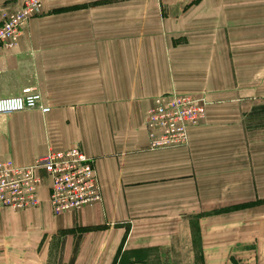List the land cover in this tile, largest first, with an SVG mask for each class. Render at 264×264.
Wrapping results in <instances>:
<instances>
[{
	"label": "crops",
	"instance_id": "obj_1",
	"mask_svg": "<svg viewBox=\"0 0 264 264\" xmlns=\"http://www.w3.org/2000/svg\"><path fill=\"white\" fill-rule=\"evenodd\" d=\"M23 1L0 0V21ZM192 1L40 0L0 54V98L32 88L49 107L0 116V161L29 166L78 147L102 199L54 216L43 187L36 208L2 210L0 264H264V130L197 125L185 147L148 149L153 97L256 96L226 88V67L264 66V42L226 35L264 34V0Z\"/></svg>",
	"mask_w": 264,
	"mask_h": 264
},
{
	"label": "built area",
	"instance_id": "obj_2",
	"mask_svg": "<svg viewBox=\"0 0 264 264\" xmlns=\"http://www.w3.org/2000/svg\"><path fill=\"white\" fill-rule=\"evenodd\" d=\"M38 12V1H27L23 10L18 12L17 19L10 23L12 15L6 18L0 27V41L6 40L7 31L15 23L18 22L21 27L29 17ZM184 97L174 94L172 97H159L154 101L146 122L151 149L159 150L184 144L189 128L202 123L204 111L202 115L194 118L186 116L190 106L185 105L189 103V99ZM38 98V95L25 90L18 98L0 100V114L28 110L47 113L48 109L39 104ZM41 173L48 180V203L56 216L101 202L100 185L93 161L75 147L63 151H48L31 166L18 167L9 162H0V211L6 208L21 212L36 208L43 185Z\"/></svg>",
	"mask_w": 264,
	"mask_h": 264
},
{
	"label": "rangeland",
	"instance_id": "obj_3",
	"mask_svg": "<svg viewBox=\"0 0 264 264\" xmlns=\"http://www.w3.org/2000/svg\"><path fill=\"white\" fill-rule=\"evenodd\" d=\"M30 1V0H27ZM27 1H23L15 10H13L11 13H6L2 16V20L0 21V27L3 25L5 22L6 18L11 16L12 19L9 21L10 23L13 22V20L17 19L18 17V12L20 10H23V7H25V3ZM33 3L36 0H32ZM38 3L40 4L41 8V2L40 0H37ZM198 0H193L190 4H196ZM137 4V3H136ZM38 13H34L31 17H29L23 25L20 27L19 23H15L13 25V28L10 31H7V36L6 40L0 41V54L3 53V51L11 50L13 49L20 37L24 34V28L27 26V24L32 20L34 17H36ZM163 18L159 17V21H162ZM117 19H115L116 21ZM131 20H137V19H131ZM169 19H166L168 22ZM159 25L158 22H155L154 19H146V26H155ZM205 29V26L203 25L202 27ZM234 37L236 41H258V42H264V34L262 33H244V34H236V35H226L227 42L229 41V37ZM177 45L183 42V40H178ZM189 51V50H187ZM239 55L242 53L241 50H238ZM241 61V65H236V66H227L226 67V77L230 80L229 82L225 83L226 88L228 87H233L238 89L241 88L243 92L248 93L251 95H256L255 97L252 98H236V95H233V93L226 92V90H219V89H214L211 88L210 90L208 88H198L194 91H184V92H177L180 96H185L184 98L189 99V103H186L185 105L190 106L188 107V111L186 112V116L188 118H194L198 115H202L204 111V118L202 123L198 124L199 127L201 126V129L205 131H215V135L217 134V130L219 128H237L240 126H245L247 128H256L259 131L264 130V66L260 65H251L250 60L247 59H242L238 57ZM191 61V67H196L197 65L195 64L196 62L200 61L202 62L201 58H193L190 60ZM230 65H233V61L230 57L229 59ZM195 76V72L190 73V76L188 80L193 78ZM223 87V86H222ZM28 90L30 93L36 94L39 96V104L47 108L49 111V107L43 106L41 104V97L40 95L36 92L35 89L32 88H27L22 91H20L19 95L16 96H10V97H5V98H0V100H10L14 98H18L19 96L22 95L23 91ZM172 97L173 95H169ZM214 96V97H213ZM189 97V98H188ZM159 97H153L152 99V106L150 109L147 111L143 124L147 136L149 137V129L147 128L146 122L148 118V112L151 110L153 107L154 101L158 99ZM214 98V99H213ZM236 98V99H235ZM251 104H249L250 100ZM218 106H224V107H218ZM211 111V115H208V113ZM31 111V112H30ZM34 110H28V119L30 120L32 118V115H37L39 118H41L37 113L32 112ZM39 111V110H35ZM27 113L26 111H23ZM40 112V111H39ZM20 113V112H18ZM42 113V112H41ZM14 113H1L0 116H9ZM207 116L209 117V120L207 119ZM235 119L237 120L235 122ZM239 122H241V125H239ZM197 126V125H195ZM194 127V126H192ZM190 127V128H192ZM189 128V129H190ZM149 139V138H148ZM188 140L189 137L187 136V140L184 144L176 145L177 147H171V148H165V149H173V148H178V147H185L188 145ZM264 141V139H261V142ZM260 142V143H261ZM75 148V147H71ZM78 148V147H77ZM69 149V148H68ZM80 149V148H79ZM148 149L150 151H158L155 149H151L149 147V141H148ZM67 150V149H66ZM159 150H164L162 148H159ZM80 151H82L80 149ZM82 154L86 156L83 152ZM44 154H41L36 157L35 160H37L39 157H41ZM87 158L91 159L93 161V166L95 169V160L91 157L86 156ZM1 162V161H0ZM9 162L11 165L15 166L14 163L10 161ZM35 162V161H34ZM33 162V163H34ZM31 166V165H29ZM24 167V166H23ZM96 171V169H95ZM43 176V185L42 188L44 187L47 189V201H48V195H49V188H48V180L46 179L45 175L41 173ZM97 174V172H96ZM98 178V176H97ZM99 182V180H98ZM100 185V183H99ZM41 188V189H42ZM40 189V190H41ZM100 192H101V187H100ZM40 193V191H39ZM102 201V199H101ZM257 203L255 204H262L264 202V198L258 199L256 201ZM101 203V202H100ZM97 203V204H100ZM49 204V203H48ZM95 205V204H94ZM92 206V205H91ZM90 207V206H89ZM87 208V207H84ZM82 208V209H84ZM6 209V208H5ZM51 209V208H50ZM80 209V210H82ZM4 210V209H2ZM1 210V211H2ZM32 210V209H30ZM0 211V212H1ZM29 211V210H27ZM79 211V210H78ZM77 212V211H75ZM71 212V213H75ZM52 213V211H51ZM53 214V213H52ZM69 214V213H66ZM54 215V214H53ZM64 215V214H62ZM56 216V215H54ZM60 216V215H58ZM237 264V263H234Z\"/></svg>",
	"mask_w": 264,
	"mask_h": 264
}]
</instances>
